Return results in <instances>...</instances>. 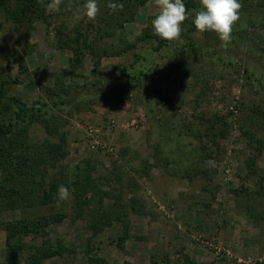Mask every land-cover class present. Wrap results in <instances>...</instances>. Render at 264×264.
<instances>
[{"label": "rangeland", "instance_id": "rangeland-1", "mask_svg": "<svg viewBox=\"0 0 264 264\" xmlns=\"http://www.w3.org/2000/svg\"><path fill=\"white\" fill-rule=\"evenodd\" d=\"M113 1L89 19L85 0H51L23 26L0 12V82L42 114L15 152L27 165L15 178L0 166V186L25 195L0 189V264L3 222L42 216L62 220L22 236L14 264L37 248L62 253L43 264H264V0H240L227 44L192 10L188 34L161 50L139 39L154 0L105 28Z\"/></svg>", "mask_w": 264, "mask_h": 264}, {"label": "trees", "instance_id": "trees-1", "mask_svg": "<svg viewBox=\"0 0 264 264\" xmlns=\"http://www.w3.org/2000/svg\"><path fill=\"white\" fill-rule=\"evenodd\" d=\"M10 0H0V12L7 13L10 18H12L19 26H23L25 21H31V24L35 19L42 18L41 8L46 6L51 0H16L15 10L13 7H9ZM148 0H114L112 3H119L122 7H118L116 10H113L109 7V12L102 19L104 20L105 28L111 26L117 17L123 18L127 17L126 20H132L135 16L136 9L139 6L144 5ZM250 1V0H246ZM186 10H198L199 9V0H184ZM194 12V11H193ZM193 14V13H192ZM195 14V12H194ZM129 17V18H128ZM188 18L182 24V31L180 36H185L188 34L189 29L188 24H190ZM195 27V25H194ZM97 28L102 30L101 25L98 24ZM192 30V29H191ZM82 35H78L76 42L78 44L77 48H72V52L76 56V60L80 61L83 56L81 46L88 48L87 40H83L80 43V38ZM142 41L145 40H155L157 41L158 47L155 50H161L166 46L167 40L161 39L154 34L150 27L144 30V34L139 37ZM129 46L123 48L124 50L128 49ZM99 50L97 52L98 60L95 63L93 71L95 72L97 68L101 66L102 52ZM95 53V51H94ZM20 58V57H19ZM20 64L22 63V58H20ZM22 66V65H21ZM14 83V81H1L0 82V142L3 145H0V166L7 172L9 178H15L20 168L27 165L26 160H23L17 157V151L20 150V147L23 146V141L27 138L28 130L27 125L33 121H40L41 109L35 107H30L22 98L10 97L8 96L9 85ZM3 100H6L3 103ZM16 106V111L8 116H6L7 111L2 113V109H7L9 107ZM39 114V115H38ZM6 116V117H5ZM65 137L63 139V142ZM48 154L54 152V156L63 157L62 148L60 145L52 146L48 148ZM25 159V158H24ZM27 159V158H26ZM16 170V172L14 171ZM6 185V184H5ZM24 187V185H22ZM52 187L56 188L55 184H52ZM0 189H7L4 191L7 199L14 198L23 201L24 190H21L17 187V184L5 188V186H0ZM52 192L48 194L45 193V199H50L52 197ZM54 199H58L57 194L54 196ZM108 216L106 217V219ZM62 220L60 216H42L39 219L33 221L19 220V221H6L3 222L4 230L6 232V247L8 254L9 264H14L17 259L19 252L22 250V236H29L32 234H39L45 227L50 223H57ZM108 220V219H107ZM108 223V221H107ZM93 228H98L96 225ZM127 230V226L126 229ZM124 230V231H125ZM128 237L127 232L125 231L124 237L119 238V241L124 242ZM63 252V251H62ZM54 255H62L61 251H46L42 248H37L35 254L31 256L29 264H43L44 259L53 257Z\"/></svg>", "mask_w": 264, "mask_h": 264}, {"label": "clouds", "instance_id": "clouds-1", "mask_svg": "<svg viewBox=\"0 0 264 264\" xmlns=\"http://www.w3.org/2000/svg\"><path fill=\"white\" fill-rule=\"evenodd\" d=\"M158 13L152 19L155 35L161 39L173 41L180 38L183 22L192 15V10H186L184 0H154ZM109 7L116 10L122 7L119 3H109ZM240 0H200V8L194 10L192 23L199 32H215L219 39L227 44L231 40V33L239 21ZM84 15L94 19L99 13L98 0H85ZM69 190L60 185L57 190L58 200H65Z\"/></svg>", "mask_w": 264, "mask_h": 264}]
</instances>
